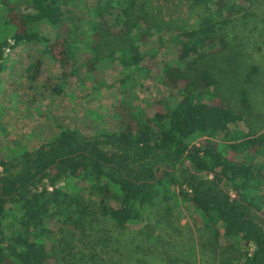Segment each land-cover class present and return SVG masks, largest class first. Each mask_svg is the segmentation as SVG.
Segmentation results:
<instances>
[{
    "label": "trees",
    "instance_id": "trees-1",
    "mask_svg": "<svg viewBox=\"0 0 264 264\" xmlns=\"http://www.w3.org/2000/svg\"><path fill=\"white\" fill-rule=\"evenodd\" d=\"M23 1L32 12L20 11ZM88 1L0 0V29H13L0 40V69L6 49L38 44L41 56L66 70L80 61L69 45L79 34L75 38L90 40L91 58L81 64L93 82L104 48L110 49L105 59L123 69L143 64L151 74L157 53L172 40L178 45L175 59L152 75L167 97L155 102L151 116L123 120L118 133L86 136L60 129L44 144L0 157V264H57L73 257L93 205L107 222L125 230L147 210L168 203L171 189L196 210L213 241L222 240L223 249L235 253L225 264H264V132L231 131L249 112V92L241 90L234 107L215 94L219 78L208 65L222 49L216 44L224 46L218 27L257 0H191L202 9L193 27L152 19L144 5L137 9V0H96L91 11ZM76 2L90 20L82 13L69 15L67 8ZM41 24L55 30L54 41L40 32ZM109 40L124 46L112 49ZM151 41L153 47L142 50ZM42 63L33 62L32 81ZM258 71L253 66L247 82ZM60 91L55 86L53 92ZM192 138L198 143L189 144Z\"/></svg>",
    "mask_w": 264,
    "mask_h": 264
},
{
    "label": "rangeland",
    "instance_id": "rangeland-1",
    "mask_svg": "<svg viewBox=\"0 0 264 264\" xmlns=\"http://www.w3.org/2000/svg\"><path fill=\"white\" fill-rule=\"evenodd\" d=\"M136 2L137 9L144 5L143 9L152 19L176 27L195 26L202 13L200 7H193L191 0ZM95 4L96 0L87 2L90 11ZM76 5L77 2L71 3L67 8L69 15L74 18L82 13L90 20L88 12ZM18 6L21 12H32L24 1ZM3 30L0 29L3 32L0 40L9 37L13 29ZM39 30L51 41L55 40L53 28L41 24ZM75 36L70 38L69 45L80 61L66 70L48 55L41 56L43 48L38 44L5 50L0 69V123L3 126L0 128V157L44 144L60 129H76L86 136L99 132L118 133L123 120L138 115L151 116L155 102L167 97L162 84L152 75L160 71L165 62L175 59L178 45L172 40L157 53L151 74H147L143 64L139 68L123 69L118 62L105 59L110 49L104 48L100 54L104 61L97 66L98 73H93L97 77V82H93L81 64L91 58L87 53L90 40L82 41ZM218 36L224 46L217 43V49H222L208 61L219 78L215 94L236 107L240 91L246 89L251 107L244 121L230 129L237 134H260L264 132V0L243 4L227 23L218 27ZM109 41L112 49L124 46L120 41ZM151 47L152 41L142 50ZM38 58L43 61L41 73L32 81V64ZM253 66L259 71L249 83L247 77ZM55 86L61 90L58 94L53 92ZM197 143V139H189V144ZM73 183L69 185L72 191ZM168 195V203L147 210L142 220L130 223L125 230L107 222L93 205L83 228L85 236L75 255L60 259L57 264H225L235 253L224 250L222 240L220 243L213 241L211 234L203 229L199 214L176 196V189H171ZM91 201L97 202L92 198ZM53 227L58 226L54 224ZM60 250L58 247L57 251ZM91 257L94 258L90 262Z\"/></svg>",
    "mask_w": 264,
    "mask_h": 264
}]
</instances>
